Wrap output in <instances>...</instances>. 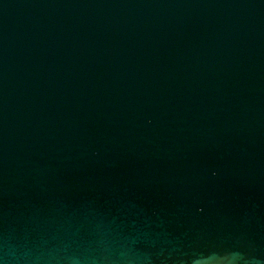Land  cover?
<instances>
[{
	"label": "water",
	"instance_id": "obj_1",
	"mask_svg": "<svg viewBox=\"0 0 264 264\" xmlns=\"http://www.w3.org/2000/svg\"><path fill=\"white\" fill-rule=\"evenodd\" d=\"M0 264H264V0H0Z\"/></svg>",
	"mask_w": 264,
	"mask_h": 264
}]
</instances>
